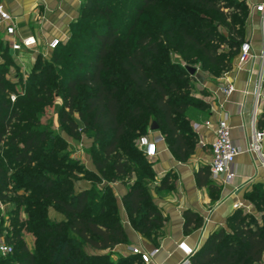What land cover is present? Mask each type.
Segmentation results:
<instances>
[{
  "label": "trees",
  "instance_id": "obj_1",
  "mask_svg": "<svg viewBox=\"0 0 264 264\" xmlns=\"http://www.w3.org/2000/svg\"><path fill=\"white\" fill-rule=\"evenodd\" d=\"M149 8L174 25L135 34ZM249 14L246 0H85L70 39L61 42L50 61L39 56L27 83L10 82L7 67L0 65V201L24 207L27 215L26 220L15 216L13 235L6 238L14 244L7 257L17 252V260L0 255V264H144L131 254L112 258L127 236L111 185L127 184L123 205L132 226L149 238L157 234L166 218L148 188L156 176L153 163L136 141L148 133L154 116L170 152L186 162L198 143L187 112L209 108L191 95L190 66L173 64L169 46L174 41L183 61H199L220 78L232 70V59L246 40ZM0 50L9 53L1 45ZM57 97L63 102L59 123L68 135L81 137L77 115L83 132L92 131L102 144L95 172L61 153L62 139L46 113ZM77 175L93 186L75 189ZM168 176L162 190L174 188ZM196 180L218 200L221 191L210 181L208 168H201ZM245 198L256 214L236 210L226 227L209 235L192 264H264V186H253ZM51 211L63 219L56 221ZM184 218L186 234L203 224L190 211ZM25 233L35 239L33 250Z\"/></svg>",
  "mask_w": 264,
  "mask_h": 264
},
{
  "label": "crops",
  "instance_id": "obj_2",
  "mask_svg": "<svg viewBox=\"0 0 264 264\" xmlns=\"http://www.w3.org/2000/svg\"><path fill=\"white\" fill-rule=\"evenodd\" d=\"M83 1L7 0L6 9L14 19L17 38L33 37L40 45L45 46L55 38L62 40L67 36L69 26L79 16ZM246 2L250 9L251 21L246 30V39L251 43L252 53L256 57L243 66L238 65L237 59L236 65L218 80L217 85L212 82L203 84V88L210 92V95L202 98L209 104V108L190 110L191 125L198 136V143L194 154L186 162H179L164 140L158 145L157 157L151 160L155 161L153 170L157 176L155 183L157 188L149 190L151 200L156 209L166 218L157 234L149 238L132 226L128 212L123 205V198L128 194L129 189L118 183L111 185L118 201L122 225L127 236V242L113 250V257L130 255V249L138 247L143 252L152 255L150 264H182L185 256L179 249V244L185 242L198 251L210 234L219 228L226 227L228 218L236 211L235 204L241 203L244 212L256 214L254 206L246 200L245 194L255 185L264 186V166L258 155L251 149L255 84L261 74L262 62L259 56L263 50L264 37L262 16L255 10V6L263 3L264 0H246ZM2 37L3 32H0V45L7 47L1 41ZM31 52L35 51L22 52L18 55L9 50L12 56L20 59ZM228 83L235 87V92L229 97L221 93V86ZM262 95L263 100L258 119L264 111V89ZM224 117L227 118L231 128L232 140L241 150V154L236 159L237 178L235 181L228 185H218L210 175L211 147L216 138V122ZM208 120L213 123L210 127L205 126ZM195 124L199 125L196 130L194 129ZM201 168H208L210 181L220 188L221 192L217 201H213L207 187H198L196 174ZM169 174L172 175L170 181L173 182L174 188L162 190V181L169 177ZM88 187L89 185L84 186V188ZM187 211L200 216L203 224L186 234L184 214ZM86 250L90 254L95 253L90 248Z\"/></svg>",
  "mask_w": 264,
  "mask_h": 264
},
{
  "label": "rangeland",
  "instance_id": "obj_3",
  "mask_svg": "<svg viewBox=\"0 0 264 264\" xmlns=\"http://www.w3.org/2000/svg\"><path fill=\"white\" fill-rule=\"evenodd\" d=\"M84 2L85 0L83 1V3ZM81 9H82V6L79 11V16L69 26L67 36L62 39L63 43H66L70 39L72 32L75 30V28H73V24H75L77 21H81V18H80ZM84 19H86V17L83 18V20ZM250 24H251V21H250V14H249L247 21L244 24L245 35H246V30L249 28ZM172 25H174V21H171L168 19H165L164 21V17H162L160 10L149 8L146 11V13L143 15L141 23L139 24L135 34H138L145 30L153 31L155 28H159V27H162L163 29H165ZM219 29L221 30V32H225V29L223 27H220ZM177 41H176V44L179 45L178 44L179 41L178 42ZM246 41L248 40L246 39L245 42ZM163 44L166 45L167 42ZM44 49H45V46L39 44V49L37 51L31 52L28 55H24L23 58L21 59L12 56L8 52L6 53L5 51L0 50V65H4L7 67L5 69L7 70L6 78L10 82L16 84L17 86H19L21 83H27L36 70L35 67L38 62L39 56L44 61H50L52 54L45 52ZM169 52H170V57H171L173 64L175 62L177 64H180L183 67L190 66L196 69V74L194 76L190 75V78H191L190 93L196 99L203 100L202 98H205L208 95H210V92L207 89L203 88V84H205V82H212L213 84L217 85L218 80L224 76L223 75L220 78L212 76L209 73V70L204 69L201 66V63L199 61L190 62V63L183 61L182 57L180 56V52L174 50V41H173V44L169 46ZM237 59H238V56L232 59V67L236 65ZM82 72L85 73L87 71L83 70ZM13 98H15V96H13ZM53 101H54L53 105L46 109V113L50 121L49 123L50 127L53 130L54 134H56L58 137H60V139H62L63 149L61 153L65 154L70 159L77 162L80 166H82L84 170L95 172L96 170H95L94 164H95L96 159L99 158V154H101L102 144L100 143V141L95 140V136L92 131L86 130L83 132V123L78 119L77 115H75L74 118L80 123L81 137L77 140L70 137L68 135L67 128L65 126H62L59 123V112L62 109L63 102L59 97L55 98ZM190 110H193V108ZM190 110L187 112V117L191 120ZM153 123H155L159 127V124L156 118L154 116H151L148 121V133L145 136H149L153 139L159 138V137L163 138L161 129H158L155 131L151 130ZM258 123H259L257 124L258 129L261 131H264V111L260 115V118L258 119ZM136 145L138 146V140L136 141ZM263 146H264V140H263ZM150 162L154 163L155 161L150 160ZM135 179L136 178L134 177L131 183H133ZM75 181H76L75 189L77 190L83 189L84 186L86 185L93 186L92 181L89 179H86L83 175L75 176ZM156 182H157V176H155L153 180L148 182L149 190L157 188L155 185ZM117 183L122 184L125 187L127 186V184L123 182H117ZM104 185H106V183L103 181L101 187H103ZM18 213L21 216L20 218L26 220L27 215L25 214L24 207H19V205L17 204L14 205V203H11V202H1L0 201V242L8 243L6 238L12 237L13 235L12 230L14 228V226L12 225V222H14L15 216H17ZM50 214L53 217V219L55 218L56 221L63 219V217L59 215L58 213H56L55 211H51ZM23 239L25 243L27 244L28 248L30 250H33L35 246L34 237L31 234L25 233L23 234ZM9 244L14 246V244H11V243ZM17 258H18V254L17 252H15L12 256L6 257V259L4 260H15L16 261ZM112 258L116 261L118 260V257H112ZM0 262H1V256H0Z\"/></svg>",
  "mask_w": 264,
  "mask_h": 264
},
{
  "label": "built area",
  "instance_id": "obj_4",
  "mask_svg": "<svg viewBox=\"0 0 264 264\" xmlns=\"http://www.w3.org/2000/svg\"><path fill=\"white\" fill-rule=\"evenodd\" d=\"M7 0H0V32H3L2 42L9 50L16 54H21L27 51H37L39 49V43L33 37L30 38H17V30L15 22L9 11L6 9ZM255 10L262 16V27L264 34V2L255 6ZM264 36V35H263ZM62 40L53 39L45 45V52L52 53L60 44ZM256 56L252 53L251 43L246 41L241 45L238 55V65L243 66ZM262 62L261 74L258 76L255 84V111L252 120V143L251 149L254 151L259 160H261L264 166V152H263V140L264 131L258 129V114L259 109L262 106L263 100V89H264V37H263V50L259 56ZM235 92L233 84L228 83L227 85L221 86V93L224 96L229 97ZM213 123L208 120L205 122V126L210 127ZM199 125L195 124L194 129L196 130ZM215 141L212 144V161L210 165V175L212 180L218 185L232 184L237 178L235 169L236 159L241 154V150L234 144L231 135V128L228 124L227 118L218 119L216 122ZM164 139L151 138L149 136L141 137L138 140V147L142 150L145 156L149 160H154L158 155V145ZM241 203L235 204L236 210L242 209ZM179 249L185 256V260L182 264H192L191 258L194 256L196 251L189 246L187 243L182 242L179 244ZM14 249L7 243L0 242V255L7 257L13 253ZM131 254L140 257L144 264H150L152 261V255L143 252L138 247H132L130 249Z\"/></svg>",
  "mask_w": 264,
  "mask_h": 264
},
{
  "label": "water",
  "instance_id": "obj_5",
  "mask_svg": "<svg viewBox=\"0 0 264 264\" xmlns=\"http://www.w3.org/2000/svg\"><path fill=\"white\" fill-rule=\"evenodd\" d=\"M187 70L189 72L190 75L194 76L196 74V69L195 68H192V67H187ZM159 127L153 123L152 127H151V130L152 131H155V130H158Z\"/></svg>",
  "mask_w": 264,
  "mask_h": 264
}]
</instances>
